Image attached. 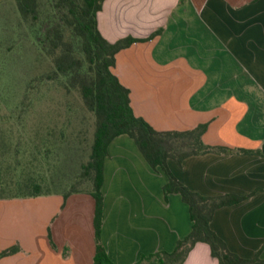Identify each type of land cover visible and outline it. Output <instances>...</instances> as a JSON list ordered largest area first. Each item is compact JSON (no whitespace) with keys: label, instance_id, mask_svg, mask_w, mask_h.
I'll list each match as a JSON object with an SVG mask.
<instances>
[{"label":"crops","instance_id":"crops-1","mask_svg":"<svg viewBox=\"0 0 264 264\" xmlns=\"http://www.w3.org/2000/svg\"><path fill=\"white\" fill-rule=\"evenodd\" d=\"M98 26L112 44L154 35L120 51L113 68L137 117L157 131L206 124V145L249 152L168 165L201 196L248 197L218 209L211 227L231 252L264 259V0H104ZM167 183L129 136L110 144L102 243L114 264L172 252L191 233L189 206L179 194L165 197ZM95 210L89 193L0 200V253L20 248L0 264H95ZM184 264L218 260L198 243Z\"/></svg>","mask_w":264,"mask_h":264},{"label":"trees","instance_id":"trees-1","mask_svg":"<svg viewBox=\"0 0 264 264\" xmlns=\"http://www.w3.org/2000/svg\"><path fill=\"white\" fill-rule=\"evenodd\" d=\"M56 11L63 13L61 24L54 29L49 55L53 58L55 74L68 78L70 87L78 90L85 106L96 116L91 154L84 166L82 178L91 184L88 192L72 188L67 193H48L41 183L31 175L23 181L13 178L0 182V200L28 199L54 194H63L66 200L76 193H89L96 202L94 227L96 238L95 264H114L102 243L104 221V164L110 144L120 136L133 139L144 158L154 171H163L168 177L164 186L165 197L179 194L189 206L193 222L191 233L180 240L172 252H156L142 256L135 264H184L189 253L198 243L210 246L213 258L218 264H264L261 251L246 259L233 253L226 242L212 229L211 223L218 209L241 203L248 197L228 195L204 197L191 191L171 172L168 161L175 160L179 166L192 156L207 153H241L245 150H231L211 147L204 143L203 135L208 125H200L188 131H157L146 120L137 117L131 106V91L121 84L113 73L117 54L138 42L149 41L132 37L114 44L102 35L98 26V14L104 0H51ZM21 18L32 23L39 20V0H16ZM69 33V40L66 33ZM158 34V33H157ZM155 34V35H157ZM53 248L56 249L54 243ZM20 251L14 246L0 253V258Z\"/></svg>","mask_w":264,"mask_h":264},{"label":"rangeland","instance_id":"rangeland-1","mask_svg":"<svg viewBox=\"0 0 264 264\" xmlns=\"http://www.w3.org/2000/svg\"><path fill=\"white\" fill-rule=\"evenodd\" d=\"M39 6L32 23L21 18L16 0L0 2V182L31 175L48 193L88 192L82 174L96 116L68 78L55 74L49 50L63 13L51 0Z\"/></svg>","mask_w":264,"mask_h":264}]
</instances>
